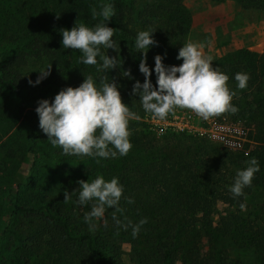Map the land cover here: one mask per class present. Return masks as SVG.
<instances>
[{"label":"trees","instance_id":"trees-1","mask_svg":"<svg viewBox=\"0 0 264 264\" xmlns=\"http://www.w3.org/2000/svg\"><path fill=\"white\" fill-rule=\"evenodd\" d=\"M158 1L164 5L146 4L139 11H136L134 0H16L11 6L0 1V89L15 99L16 115L27 124L26 138L33 156L24 188L34 184L36 171L51 159L46 146L51 144L38 127L35 112L38 101H52L59 91L67 87L75 89L88 75L93 76L99 86L101 78L107 75L109 82L115 79L122 102L130 111L139 118L144 116L139 97L131 94L134 82L140 81L134 69L135 60L140 55L134 47L137 25L143 30L154 31L152 38L158 46L151 47L147 53L150 70L154 69L156 55H166L165 66H179L174 62L191 25L188 13L182 8L183 0ZM244 1L264 12V0ZM104 3L114 6L115 15L108 22L99 16L92 17V9L99 11ZM98 23H107V27L114 29L116 51L102 48V53H107L110 58L118 56L120 59L121 68L111 72H98L97 66L83 65L79 62V50L62 48V30H71L75 24L93 28ZM97 59L100 63L99 57ZM50 65L48 78L36 87L30 86L28 81L34 82L39 75L37 72ZM212 66L219 67L229 77L227 86L236 91L232 104L238 112L229 113V116L239 120L246 118L256 128L255 140L263 143L264 60L254 52L237 50L212 61ZM127 70L134 79L121 76V72ZM236 73L250 76L244 90L236 88ZM152 78L155 87L154 72ZM138 125L140 132L147 135V126ZM41 142L45 143L44 147ZM160 154L141 168H125L115 177L124 188L120 201L123 214H118L120 219L136 224L147 218L138 236L131 239V244H135L131 264H173L182 254L191 252L199 234L197 227L210 213L209 204L215 199V187L224 186L221 188L228 193L236 208L245 204L253 188H264L262 162L252 186L244 189V195L234 198L228 189L234 182L236 171L246 165L238 163L229 169L230 159L220 161L198 145L180 146L169 142ZM63 156L65 162L75 158ZM124 197L135 202L128 204ZM8 199L14 208V222L3 231L0 245L4 236L9 235V247L13 249L7 256H1L0 264H125L110 239L116 230L108 224L98 223L93 233L87 224L71 217L75 206L42 203L27 208L19 187L9 191ZM85 208L91 211V205ZM260 238L250 237V244L255 249H264ZM219 255L220 264H240L237 260H230L227 251ZM261 262L264 264V257Z\"/></svg>","mask_w":264,"mask_h":264},{"label":"rangeland","instance_id":"rangeland-1","mask_svg":"<svg viewBox=\"0 0 264 264\" xmlns=\"http://www.w3.org/2000/svg\"><path fill=\"white\" fill-rule=\"evenodd\" d=\"M0 1L11 6V2L16 0ZM134 1L136 11L146 4L164 5L158 0ZM182 8L191 21L183 45L186 42L204 45L202 54L211 56L212 61L237 50L254 52L264 60V12L248 6L244 0H183ZM137 30L144 31L139 25ZM139 54L134 69L143 83L144 76L139 72L142 54ZM182 62L175 60L174 63L180 65ZM150 79L152 81V76ZM10 96L0 89V238L14 222V208L8 199L12 189L19 187L27 208L42 203L75 206L71 217L84 223L83 217L89 210L75 203L76 194L72 195L70 201L64 202L65 191L71 194L77 190L79 180L88 179L91 182L97 175H103L106 181H110L125 168H141L143 164L161 156L169 142L180 146L198 145L220 161L230 159L229 169L238 163L247 166L246 162L252 158L264 164V142L255 140L256 128L246 118L232 119L229 113H224L204 121L189 110L177 109L163 121L154 120L148 114L131 120L129 139L132 148L123 157L101 159L97 163L90 157L74 156L72 161L65 162L62 153H57L59 148L46 145L51 159L36 171L34 184L24 188L33 156L26 138L27 124L21 116L16 115L17 104ZM139 123L147 126V135L140 132ZM132 124L137 126L132 127ZM40 145L44 147L45 143L41 142ZM107 169L108 172H105ZM261 173L264 177V166ZM221 187L219 185L213 191L215 199L209 204L210 213L197 227L199 234L191 246V252L182 254L173 264H220L219 253L224 251H227L230 260H237L240 264H262L264 249H255L250 244V237L257 239L261 236L264 244V188H253L242 209L233 206L228 193ZM112 211L114 209H106L97 224H108L116 230L110 236L113 247L122 255L125 264H131L132 249L135 247V244H131V230L124 232L118 228L113 221ZM10 243L9 235L4 236L0 258L13 249L9 247Z\"/></svg>","mask_w":264,"mask_h":264},{"label":"clouds","instance_id":"clouds-1","mask_svg":"<svg viewBox=\"0 0 264 264\" xmlns=\"http://www.w3.org/2000/svg\"><path fill=\"white\" fill-rule=\"evenodd\" d=\"M115 15L114 6L104 3L100 10L92 9V17H102L109 21ZM59 18V17H57ZM154 31H139L135 37L134 47L141 53L143 59L139 63V72L144 76V82L136 80L132 86V96L139 97V104L145 114L154 120H165L177 109L189 110L198 118L208 121L224 113L235 114L238 108L232 104L236 91L227 86L229 77L213 68L212 57L202 54V44L186 42L178 51L176 60L183 61L179 66H165V56L154 57V69L147 66V53L153 46H158L152 38ZM62 48L79 50V62L86 66H97L98 72H111L121 68L118 56L110 58L103 49L116 51L113 40L114 29L107 23H98L93 28L84 24H75L71 30H62ZM100 63H98V58ZM51 65L41 69L37 79L29 80L32 87L38 86L50 75ZM156 75L154 87L150 77ZM122 77L134 79L131 71H122ZM250 76L247 73H236L234 80L238 90H244ZM35 112L38 116V127L47 136V141L53 148H59L63 155L90 157L97 163L101 159H115L126 156L132 148L130 142L129 121L139 119L122 102L120 91L115 79L108 81L104 75L99 86L93 76L88 75L75 89L67 87L59 91L52 101L40 100ZM244 169H238L229 192L234 198L244 195V189L252 186V181L259 172V162L256 158L248 160ZM79 188L69 194L64 192V202L77 195L76 204L91 205V211L85 213L83 222L90 232L97 230V221L103 218L106 209H114L112 218L118 228L127 231L136 238L147 223V218L133 224L118 218L123 214L120 201L124 192L118 178L106 181L103 175H97L89 182L78 181ZM128 204L135 201L124 197ZM240 207L243 209L244 204ZM127 220V218H125Z\"/></svg>","mask_w":264,"mask_h":264}]
</instances>
